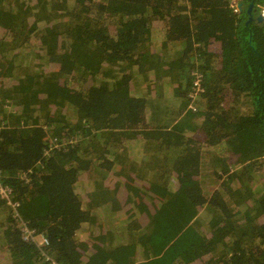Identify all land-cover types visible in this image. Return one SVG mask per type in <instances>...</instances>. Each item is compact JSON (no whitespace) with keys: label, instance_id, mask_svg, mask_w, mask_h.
I'll return each instance as SVG.
<instances>
[{"label":"trees","instance_id":"trees-1","mask_svg":"<svg viewBox=\"0 0 264 264\" xmlns=\"http://www.w3.org/2000/svg\"><path fill=\"white\" fill-rule=\"evenodd\" d=\"M263 12L0 0V184L47 240L24 242L0 201V264H264ZM192 70L203 92L187 114ZM117 171L163 195L150 215L124 210Z\"/></svg>","mask_w":264,"mask_h":264},{"label":"rangeland","instance_id":"rangeland-1","mask_svg":"<svg viewBox=\"0 0 264 264\" xmlns=\"http://www.w3.org/2000/svg\"><path fill=\"white\" fill-rule=\"evenodd\" d=\"M238 5H240V4H237L236 6L238 7ZM36 101L41 103L40 99L36 100ZM135 150H136V145L131 147V149L125 150L124 151V154H125L124 158L127 159V156L133 157ZM125 159H121L120 170L126 169L125 162H124ZM127 161H128V159H127ZM118 168H119V166H118ZM110 176H111V180L109 182L111 184V188L112 187L116 188L115 193L120 192V194L122 196V201H125L127 204V205H125L127 207H124V210L129 208V211L133 212V208L130 206H133V202H134V203L140 205L141 214L144 215L145 217H147L157 208V205L160 201H162V198H164L163 195H161V194L157 193V195H156V191H154L149 185H147V183H143V182H140L136 179H133V176H128V178L126 179V176L123 175L122 173H119V171H117V173L111 172ZM215 187H217V184L213 185V188H215ZM97 190H98L97 191V194H98L100 189H97ZM94 192H95V190H93V192L91 193L90 196H86V198H84L87 202H89L88 205L91 207H93V205L91 204L90 198H94ZM97 194H96V196H97ZM111 209H113V207ZM116 215H118V214H115V216ZM95 224L97 226H100L101 224H103V222L97 221V222H95ZM95 235H96V232H92L88 236V239H84V234L79 235V238L85 244V247H84L85 251L89 252L90 250L93 249L91 238ZM97 243H99V242H97Z\"/></svg>","mask_w":264,"mask_h":264},{"label":"built area","instance_id":"built-area-1","mask_svg":"<svg viewBox=\"0 0 264 264\" xmlns=\"http://www.w3.org/2000/svg\"><path fill=\"white\" fill-rule=\"evenodd\" d=\"M192 76H193L192 79L193 87L191 91L188 93V99L190 100H193L194 97L201 92V87H200L201 75L194 72L192 73ZM189 109L194 110L191 101H190ZM1 127H4L3 124L0 125V128ZM51 144L53 147L57 145L54 139H51ZM0 178H1V172H0ZM23 178H25V175H23ZM0 201H3L7 206L11 208L13 212V217L19 223V232L21 235V239L24 242L34 244L37 247H42L47 245V240L45 236L40 232H37V230H35L34 228L29 227L28 224H26L27 222L19 216L18 214L19 202L13 201L11 197V190L8 187L3 186L1 184H0ZM43 260L44 262H47V264H53V262L50 261L48 257L44 256Z\"/></svg>","mask_w":264,"mask_h":264},{"label":"clouds","instance_id":"clouds-1","mask_svg":"<svg viewBox=\"0 0 264 264\" xmlns=\"http://www.w3.org/2000/svg\"><path fill=\"white\" fill-rule=\"evenodd\" d=\"M261 14L264 15V12L261 13ZM194 72L200 74L201 77H202V74H201L199 71H197V70H192V72L190 73V76H191V84H192V82H193V81H192V79H193L192 73H194ZM200 87H201V92L198 93L197 96H195L193 100L188 99V101H187V104H186V107H185V112H186L187 114H191V113H195V112H196L195 101H196L198 95L201 94V93L203 92V87H202L201 83H200ZM189 92H190V91H189ZM187 98H188V94H187ZM190 101L192 102V107L194 108V110H190V109H189Z\"/></svg>","mask_w":264,"mask_h":264},{"label":"water","instance_id":"water-1","mask_svg":"<svg viewBox=\"0 0 264 264\" xmlns=\"http://www.w3.org/2000/svg\"><path fill=\"white\" fill-rule=\"evenodd\" d=\"M238 7H240V5H238ZM250 9H251V7L249 6L248 9H247L248 13H250ZM256 19H257L258 22H264V15L261 14V13L257 14V18Z\"/></svg>","mask_w":264,"mask_h":264}]
</instances>
